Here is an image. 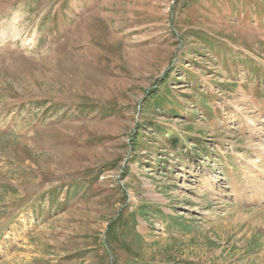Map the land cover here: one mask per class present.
<instances>
[{
    "label": "rangeland",
    "instance_id": "1",
    "mask_svg": "<svg viewBox=\"0 0 264 264\" xmlns=\"http://www.w3.org/2000/svg\"><path fill=\"white\" fill-rule=\"evenodd\" d=\"M0 264H264V0H0Z\"/></svg>",
    "mask_w": 264,
    "mask_h": 264
}]
</instances>
